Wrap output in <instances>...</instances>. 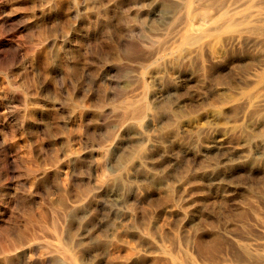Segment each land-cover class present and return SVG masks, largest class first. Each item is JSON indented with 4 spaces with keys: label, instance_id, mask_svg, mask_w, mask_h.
Returning a JSON list of instances; mask_svg holds the SVG:
<instances>
[{
    "label": "rangeland",
    "instance_id": "obj_1",
    "mask_svg": "<svg viewBox=\"0 0 264 264\" xmlns=\"http://www.w3.org/2000/svg\"><path fill=\"white\" fill-rule=\"evenodd\" d=\"M1 1L2 0H0V2ZM155 1L156 0H70L69 2V0H39V2H35V0H27V4L23 6L18 3L19 0H14V2L13 0H3V3H0V43L2 44H0V250H3L10 240L13 241L20 237H26L28 235L26 232L30 230V227L34 226L33 230H36V235L38 233L37 236H39H36L33 241L29 239L23 240L22 247L13 250V253H2L0 251V264H81V261L71 254V251L64 252L60 250L61 247L57 234L53 233V228L50 226L52 218L60 215H62V219L65 221L67 220L65 222L66 224L62 226L63 236L66 235L65 237H67V239L70 238L69 241L72 240L73 247L78 243L79 246H75L74 249L76 251H81H78V253L83 256V260L85 259L86 261L89 258L87 262L91 264L94 260V256L109 249L108 247L111 245L110 242L112 239L110 233L112 230H121L119 229L120 221L118 215L120 214L119 211H122V209L119 210L118 207H115L109 195L113 187L112 185L114 184L112 177H114L113 174L116 167H113L115 164V162H112L113 159L111 160L109 157H106L104 155L106 152L103 151L110 148L112 145L109 144H112V142L113 144L114 142L119 143L120 152H125L123 154L124 156L121 153L123 158H126V156L130 154L136 155L137 157H139V155H137L139 153H141L140 156L142 152L145 154L142 155L145 159L139 157L141 159L139 161V158H137L138 174L136 176L138 177H136V181L138 182V186H135L137 183L130 186L133 188L134 192L136 191L134 193L137 198L135 206L136 225L141 236L143 235L144 237L138 246L141 251L148 248L147 244L155 241L163 244L164 239H167L166 241L164 240L165 242H168V240L170 241L164 243V245L169 248L170 246L171 248L182 247L184 238L190 237L194 230L199 234L203 233L202 235L207 238L216 234L220 236L223 234L224 237L229 236L226 238H232L228 240L234 241L233 243H235V245L238 246L241 244L240 246L242 247L250 248L248 252L251 254H256V252H258L257 254H264V224H262L260 219H255L257 218V213L255 212V210H258L257 206H260L261 208L259 207V209L264 212V197L261 196V187H259L262 186V178L253 176L255 178L253 179L252 175L248 173V160H232L233 163L229 161V163L227 162L224 164L225 168L223 163L221 164L219 162V157L194 161L192 156H187V158L189 157L191 159L190 160L185 158L186 156L181 155L179 158L181 166L173 167L167 164L164 165V160L169 158L171 153L173 154L177 149V153L180 152V150L186 149L190 141V136L188 134H184V136L183 134L170 135L169 129H171V127L169 126V122H171V119L173 121L176 117L179 118L181 115H185V113L188 114L192 109L197 111L198 107L201 108V106L205 105V103L204 105L201 103V105L200 101H204L209 93L214 91H226L228 89L227 92L229 91L228 93L230 95L235 93L236 96H239L241 91L240 88L229 86L227 82L232 81L235 77L234 81L236 79L239 80L240 74V77H242L246 73L248 64L245 62V66V63L237 60V58H231V56L230 58L226 57L223 61L214 65L215 67H212V70L210 69L211 71L203 68L202 63L196 60L193 61V64L192 62L187 63V61H185V63L184 61H179L178 66L177 63L174 65L166 63L167 59L173 56V54L176 55L177 46L186 30V24L195 23V25H192L197 27L198 24L200 25L201 22H204V20L200 19L204 17L206 20L208 17V15L203 12L205 11L204 8L207 7L210 14L212 13L211 8L213 7L210 6V10L208 8L209 6H207L208 1L206 0H192V2L195 1L193 4L196 6L194 7L192 4L191 8L186 6V2L183 3L186 0H182L183 2L180 0L177 2L176 0H167V2L166 0ZM244 2L247 3L245 4ZM181 3H183L184 6ZM241 3L242 5H240L237 10L239 12L248 11V0H240V4ZM193 7L199 12H196ZM36 10H46L44 11L46 13L45 15L55 19V23L45 22L46 20L43 18L39 20L34 18V11ZM57 13L58 15H56ZM191 13H193L194 17H192ZM51 14H54L53 17ZM189 14H191L190 17L192 19H190ZM195 20H199V23ZM25 26L34 27L32 28L33 30H27ZM18 31H22L25 37L21 40L20 53L18 52L15 54L13 51L11 53V51L7 50L5 44L9 40L16 39L19 41L20 34ZM37 31L39 32V38L37 37ZM44 31H46V33L48 31H50L51 34L53 33L52 37H50V39L48 38L47 41ZM42 32H44V34ZM54 35L57 36H55V43L51 41L55 38ZM43 36L45 40L42 39ZM38 39H41V41ZM47 43H54L56 47L54 48V45H49ZM171 51L172 53H170ZM148 57L150 59H148ZM39 59H42L43 62ZM159 63L163 65L160 66ZM181 63H183L184 66L180 65ZM197 63H199V65ZM218 71L220 73H218ZM202 72L204 74H202ZM40 74L41 76L39 77ZM214 74L216 76H214ZM202 75L205 77H202ZM203 80H205V82H203ZM25 84L29 90L24 88ZM234 88L236 89L233 90ZM66 89H70V91ZM228 93L225 92L226 95H229ZM67 96H70L69 99H67ZM175 98H177V100H175ZM66 100L73 103L67 102V104ZM147 100L150 102H147ZM192 100L194 103H190ZM54 101L56 102L53 103ZM37 103L40 106H38ZM147 103L151 104L152 111L149 107L141 117H134L135 114L131 115V113H133L132 111L140 107L142 108ZM178 103L184 106L181 108ZM138 104L140 107L136 106ZM167 110L171 115H174L173 118L167 113ZM175 110L178 113L176 112L173 114ZM42 112H44V114ZM48 114H50V116ZM59 114L64 116L62 117ZM124 114L127 116H123ZM156 115L159 116L157 117ZM222 116L224 115H221L220 118H222ZM227 116L228 115H225L222 119L219 118V122L225 124L235 120V117L233 120L231 118L233 116H230V118ZM153 117L156 120L153 119ZM166 118L167 120H165ZM128 124L129 126H127ZM45 125L48 126V129L47 127L45 128ZM151 125H153V127ZM168 127L170 128L168 129ZM161 129H165V131ZM153 131L155 133L158 131V133H156L157 135H155L158 137L155 138V136H153L155 134ZM161 134L162 136H160ZM131 135H133V137ZM5 137L7 138L4 139ZM158 138L160 141H158ZM169 138H171V141ZM1 140H5L8 146L2 147ZM102 140L103 142L101 144ZM69 143L71 145H68ZM153 143H158L159 147L151 148ZM143 144H145V146ZM104 145L107 147H103ZM41 147L44 149L41 150ZM121 147H123V149ZM68 148H72L75 151L69 155V157L65 155L69 151ZM121 149L123 151H121ZM51 155L53 156L51 157ZM57 156L58 160L64 161H59L60 164L70 165L68 168L69 170L65 168L58 173L54 171V166L49 162L50 159ZM213 159H216V161ZM211 160H213V162ZM143 162H146V164L150 166L146 167V164ZM193 162H196V164ZM215 163H219L217 165L218 167H214V165H216ZM161 164L164 165V168ZM179 169L181 170L178 171ZM149 170L151 172H149ZM183 171L186 174H184ZM170 172L171 174L174 173V176L170 175ZM191 172L193 174H191ZM249 175L251 176L249 177ZM143 176L144 178H142ZM226 177L229 180H227ZM167 180L169 183L166 182ZM255 181H257L258 184H256ZM180 183H182V186L184 185L182 187V192H180L181 189H179ZM138 187H140L142 192H145L141 193ZM166 188L169 189V193ZM170 188H172V190ZM168 194L170 195L167 196ZM156 195L158 197H156ZM79 196H81L82 199H79ZM163 197L164 199H162ZM178 197H182L181 200ZM184 198L186 200H184ZM219 198L223 199V202L220 201ZM163 202L165 203L163 204ZM64 203L70 205L66 204L65 206ZM214 203L216 206H214ZM218 204L222 206V208H219ZM184 206H186V208ZM53 211H58V214ZM116 211L118 215L115 216ZM240 213L246 216V219L244 217L242 219ZM137 214L140 216H137ZM195 216L196 218L198 217L194 222L195 224L193 223L194 225L184 228V225L188 224L191 218ZM141 217H145L144 220H141ZM41 219L45 221L42 222ZM248 219L250 221H248ZM209 220L211 221L209 222ZM212 222H214V224ZM248 223L252 224L250 225ZM209 224L211 228L208 226ZM196 225L199 227L201 226V228L197 227L199 229L196 230ZM42 226H46L43 227L46 230L43 229ZM216 228L220 230L218 231ZM245 228L247 231H245ZM185 229L189 230L190 234L189 231H185ZM249 232L252 234L250 235ZM182 233L183 235H179ZM231 233H233L234 236H231ZM184 234L186 235L185 237ZM70 235L72 237H70ZM238 235L242 236V238L237 239L240 237ZM73 236L75 238H73ZM173 236L175 240H173ZM124 237L125 236L122 235L121 241L123 239L126 241L125 238L128 239L127 236ZM159 240H161V242ZM243 241L247 242L248 246ZM171 243L176 244L173 247ZM56 245L59 247L57 248ZM77 247L78 249H76ZM256 248L258 249L256 250ZM56 249L57 251H53ZM64 255H68L69 257L66 256L65 258ZM5 257H8V259L6 258L5 260ZM69 258H71V260Z\"/></svg>",
    "mask_w": 264,
    "mask_h": 264
},
{
    "label": "bare ground",
    "instance_id": "obj_2",
    "mask_svg": "<svg viewBox=\"0 0 264 264\" xmlns=\"http://www.w3.org/2000/svg\"><path fill=\"white\" fill-rule=\"evenodd\" d=\"M3 1V0H2ZM1 1V2H2ZM16 1V0H15ZM51 1V0H50ZM72 1V0H71ZM157 1V0H156ZM155 1V2H156ZM169 1V0H168ZM175 1V0H174ZM178 0H176L177 2ZM182 1V0H180ZM207 2V6H209L208 8L210 9V6L213 7L212 9V13L209 14L207 7L204 8L205 11L204 14H207L208 17L205 20L204 17L203 19L200 20H204V22L200 23V25L198 24L197 27H194L192 24L195 25V23H187L186 27H185V32L183 34V36L180 39V42L178 44V48L176 50V55L173 54V56H171L169 59H167L166 63H169V65H174L177 63V66L179 65L178 62L179 61H187L188 62H192L196 60L197 62L200 61L203 65V68L205 69H211L212 67H215L214 65H216L217 63L223 61L226 57L231 56V58H237V60H240L243 63H247L248 64V69L246 71V73L242 76L240 74L239 76V80H235L236 78H233L232 81L227 82V84L229 86H234V87H239L240 88V95L236 96V94L231 93L233 95H230L227 90L225 91H214L212 93H209V95L206 97V99H204V101H200V104L205 103L204 106H201V108H199L197 111L196 110H191V112L188 114L185 113V115H181V117L179 118H174L173 121L171 119V122H169V126L171 127V129H169L170 127H168V129L170 130L169 132L171 133L170 135H179V134H188L189 137V145L186 147V149L180 150V152L177 153L174 152L173 154L171 153V156L169 158H167L166 160H164L165 164L164 165H171V166H176L179 167L181 166V162L179 161V158L181 157V155L186 156L185 158H187V156H192L194 161H199L201 159H212V158H217L219 157V162L223 165L226 164L227 162L229 163V161H234V160H248V173L252 175V178L255 179V176H259L260 178H262V186L260 193L261 196L264 197V0H248V11H244V12H239L237 9L240 7V5H242V3L240 4V0H206ZM0 2V3H1ZM8 2V1H6ZM14 2V0H13ZM29 2V1H28ZM35 2H39V0H35ZM70 2V0H69ZM167 2V0H166ZM183 2V1H182ZM186 2V6L191 8V5L193 4L192 0H186L183 3ZM198 2V1H197ZM200 2V1H199ZM205 2V1H204ZM3 3V2H2ZM17 3V2H16ZM20 4H22V6L25 4H27V0H19ZM53 3V2H52ZM65 3V2H64ZM162 3V2H161ZM172 3V2H170ZM181 3L183 6L184 4ZM203 3V2H202ZM245 3V2H244ZM247 3V2H246ZM245 3V4H246ZM6 4V3H5ZM12 4V3H11ZM50 4V3H49ZM66 4V3H65ZM198 4V3H196ZM204 4V3H203ZM206 4V2H205ZM2 5V4H1ZM69 5V4H68ZM72 5V4H71ZM154 5V4H153ZM199 5V4H198ZM64 6V5H63ZM62 6V7H63ZM193 6L195 7L196 5L193 4ZM51 7V5H50ZM49 7V8H50ZM193 7V8H194ZM200 7V6H199ZM66 8V7H65ZM197 8V7H196ZM73 9V8H72ZM203 9V10H204ZM207 9V11H206ZM210 9V10H211ZM193 10V9H192ZM195 10V8H194ZM194 10L192 11L194 13ZM198 10V9H197ZM43 11V10H42ZM40 10H36L34 11V18H36L37 20L39 19H45V22H49V23H55V19L49 18L47 17L45 14L44 10L43 12ZM54 11V10H53ZM196 11V10H195ZM69 12V11H68ZM185 12V11H184ZM199 12V11H196ZM208 12V13H206ZM53 13V12H52ZM192 14V17L193 16ZM49 14V13H48ZM70 14V13H69ZM175 14V13H174ZM172 14V15H174ZM191 14H189V17L191 16ZM196 14V13H195ZM198 14V13H197ZM202 14V13H201ZM200 14V15H201ZM52 15V14H51ZM50 15V16H51ZM54 15V14H53ZM52 15V17H53ZM58 15V13L56 14ZM67 15V14H66ZM71 15V14H70ZM185 15V14H184ZM183 15V16H184ZM49 16V15H48ZM69 16V15H67ZM197 16V15H196ZM206 16V15H205ZM170 17V16H169ZM185 17V16H184ZM183 17V18H184ZM55 18V16H54ZM173 18V16H172ZM200 18V16H199ZM59 19V18H58ZM190 19H192L190 17ZM198 19V18H197ZM36 20V22H37ZM6 21V20H5ZM58 21V20H57ZM64 21V20H63ZM197 21V20H195ZM199 21V20H198ZM197 21V22H198ZM8 22V21H7ZM34 22V21H33ZM196 22V24H197ZM199 23V22H198ZM41 24V23H40ZM177 24V22H176ZM39 25V24H38ZM45 25V24H44ZM50 25V24H49ZM16 26V25H15ZM24 26V25H23ZM48 26V23H47ZM58 26V25H57ZM178 26V25H177ZM34 27V26H33ZM33 27H27L25 26V29L27 28V30L31 29ZM40 27V26H39ZM38 27V29H39ZM43 27V26H42ZM46 27V26H45ZM59 27V26H58ZM57 27V28H58ZM184 27V26H183ZM51 28V27H50ZM61 28V27H60ZM67 28V27H66ZM23 29V28H22ZM23 29V30H25ZM47 29V27H46ZM65 29V28H64ZM64 29H62L63 31H65ZM60 30V29H59ZM61 30V31H62ZM54 31V29H53ZM52 31V32H53ZM19 32V41L15 40H9L8 42H6V48L7 50L13 51V53H18L20 51L21 48V40H23V32L22 31H18ZM38 32V31H37ZM45 32V39L47 41V39L50 37H52L53 33L51 34L50 31H48L46 33ZM44 32H42L44 34ZM58 32V30H57ZM66 32V31H65ZM69 32V31H68ZM25 33V32H24ZM55 33V32H54ZM60 33V31H59ZM178 33V32H177ZM56 34V33H55ZM61 34V33H60ZM42 35V34H41ZM65 35V34H64ZM67 35V34H66ZM39 36V32L37 33V37ZM56 35H54L55 37ZM36 37V38H37ZM57 37V36H56ZM56 37L54 39H52L51 41H53L54 43L56 42ZM62 37V36H61ZM179 37V36H178ZM35 38V39H36ZM39 38V37H38ZM42 38V37H41ZM63 38V37H62ZM172 38V37H171ZM13 39V38H12ZM18 39V38H17ZM44 39V36L43 38ZM44 39V40H45ZM58 39V38H57ZM68 39V38H67ZM70 39V38H69ZM169 39V38H168ZM39 40V39H38ZM178 40V39H177ZM35 41V40H34ZM41 41V39L39 40ZM50 41V42H51ZM58 41V40H57ZM44 42V41H43ZM42 42V43H43ZM49 42V40H48ZM35 43V42H34ZM33 43V44H34ZM54 43H50L51 45H54ZM66 43V42H65ZM1 44V43H0ZM36 44V43H35ZM34 44V45H35ZM49 44V43H47ZM49 44V45H50ZM64 44V42H63ZM2 45V44H1ZM46 45V44H44ZM48 45V46H49ZM57 45V43H56ZM37 46V45H36ZM42 46V45H41ZM47 46V47H48ZM4 47V46H2ZM34 47V46H33ZM46 47V48H47ZM53 47V46H52ZM56 46L54 45V48ZM162 47V46H161ZM173 47V46H172ZM38 48V47H37ZM42 48V47H40ZM51 48V47H50ZM2 49V48H1ZM4 49V48H3ZM39 49V48H38ZM52 49V48H51ZM172 49V48H171ZM46 50V49H43ZM173 50V49H172ZM38 51V50H37ZM8 52V51H6ZM45 52V51H44ZM42 52V53H44ZM48 52V51H46ZM174 52V51H173ZM1 53V52H0ZM20 53V52H19ZM158 53V52H157ZM166 53V52H165ZM172 53V51L170 52ZM35 54V53H34ZM47 54V53H46ZM4 55V54H3ZM44 55V54H43ZM147 56V55H146ZM151 56V55H150ZM149 56V57H150ZM154 56V55H153ZM170 56V55H168ZM148 57V59H150ZM156 57V56H155ZM159 57V56H158ZM162 57V56H161ZM160 57V58H161ZM166 57V56H165ZM40 58V57H39ZM45 58V57H43ZM42 60V59H39ZM164 60V59H162ZM232 60V59H231ZM156 61V60H155ZM160 61V60H159ZM157 61V62H159ZM43 62V60H42ZM163 62V61H162ZM35 63V61H34ZM66 63V62H65ZM186 63V62H185ZM184 63V64H185ZM200 63V64H201ZM236 63V62H235ZM245 63V66H246ZM36 64V63H35ZM42 64V63H41ZM44 64V63H43ZM153 64V63H152ZM160 64V63H159ZM191 64V63H190ZM199 65V63H197ZM156 66H158L157 64H155ZM163 64H160V66ZM166 65V64H165ZM180 65H183V63H181ZM188 65V64H187ZM195 65V64H194ZM223 65V64H222ZM155 66V67H156ZM168 66V64H167ZM184 66V65H183ZM189 66V65H188ZM187 66V67H188ZM191 66V65H190ZM230 66V65H229ZM154 67V68H155ZM163 67V66H162ZM169 67V66H168ZM193 67V66H192ZM195 67V66H194ZM197 67V66H196ZM201 67V66H200ZM199 67V69H200ZM35 68V67H34ZM153 68V69H154ZM161 68V67H160ZM167 68V67H166ZM190 68V67H189ZM202 68V67H201ZM202 68V69H203ZM159 69V68H158ZM39 70V69H38ZM165 70V69H164ZM176 70V69H175ZM181 70V68H180ZM201 70V69H200ZM212 70V69H211ZM210 70V71H211ZM162 71V70H161ZM166 71V70H165ZM174 71V70H173ZM182 71V70H181ZM209 71V73H210ZM227 71V70H226ZM170 72V71H169ZM175 72V71H174ZM177 72V70H176ZM179 72V71H178ZM204 72V71H203ZM202 72V74H204ZM41 73V72H39ZM43 73V72H42ZM157 73V72H156ZM161 73V72H160ZM218 73H220L218 71ZM67 74V72H66ZM206 74V73H205ZM222 74V72H221ZM243 74V72H242ZM38 76V75H37ZM41 76V74L39 75V77ZM214 76H216L214 74ZM229 76V75H228ZM227 76V77H228ZM235 76V74H234ZM233 76V77H234ZM237 76V74H236ZM158 77V76H157ZM156 77V78H157ZM202 77H205L202 75ZM220 77V76H219ZM217 77V78H219ZM226 77V78H227ZM45 78V77H43ZM161 78V77H160ZM189 78V76H188ZM216 78V77H215ZM229 78V77H228ZM191 79V77H190ZM40 80V78H39ZM197 80V79H196ZM220 80V79H219ZM223 80V79H222ZM226 80V79H225ZM42 82V81H41ZM186 82V81H185ZM191 82V81H190ZM196 82V81H194ZM203 82H205V80H203ZM184 83V82H183ZM222 83V82H221ZM225 83V82H224ZM223 83V84H224ZM41 84V83H40ZM187 84V83H186ZM190 84V83H189ZM204 84V83H203ZM215 85V84H214ZM226 85V84H225ZM27 89L26 84L24 85ZM208 86V85H207ZM206 86V87H207ZM223 86V85H222ZM50 87V86H49ZM215 87V86H214ZM220 87V86H219ZM218 87V88H219ZM224 87V86H223ZM29 88V87H28ZM67 88V87H66ZM211 88V87H208ZM217 88V87H216ZM231 88V87H230ZM236 88H234L233 90H235ZM29 90V89H27ZM67 91L70 89H66ZM204 90V89H203ZM210 90V89H207ZM220 90V89H219ZM238 90V89H237ZM202 91V89H201ZM200 91V92H201ZM211 91V90H210ZM28 92V91H27ZM203 92V91H202ZM228 93L229 95L225 94ZM233 92V91H232ZM237 92V91H236ZM67 93V92H66ZM71 93V92H70ZM177 93V92H176ZM73 94V93H71ZM204 94V93H202ZM68 95V93H67ZM157 95V94H156ZM193 95V94H192ZM235 95V96H234ZM164 96V95H163ZM206 96V94H205ZM70 97V96H69ZM69 97L67 96V99H69ZM157 97V96H156ZM178 97V96H175ZM196 97V96H195ZM155 98V97H154ZM161 98V97H160ZM159 98V99H160ZM199 98V97H198ZM180 99V98H179ZM193 99V96H192ZM157 100V99H154ZM175 100H177V98H175ZM53 101V100H52ZM57 101V100H56ZM56 101H54L53 103H55ZM74 101V100H73ZM149 100H147L148 102ZM174 101V100H173ZM198 101V102H199ZM68 102V100H66V103ZM150 102V101H149ZM154 102V101H153ZM152 102V103H153ZM175 102V101H174ZM177 102V101H176ZM194 103V101H190V103ZM48 103V102H46ZM68 103H73V102H68ZM67 103V104H68ZM189 103V104H190ZM44 104V103H43ZM50 104V103H49ZM58 104V103H57ZM56 104V105H57ZM141 104V103H140ZM150 104V103H149ZM149 104H145L142 108L140 107V105H136L139 106V109H136L134 111H132L133 113H131V115L135 114L134 117H141L145 111H147L150 107L151 110V104L149 106ZM179 105L181 103H178ZM177 104V105H178ZM185 104V103H184ZM38 105V103H37ZM129 105V103H128ZM127 105V106H128ZM132 105V104H131ZM155 105V103H154ZM153 105V106H154ZM192 105V104H191ZM195 105V104H194ZM199 105V104H198ZM202 105V104H201ZM40 106V105H38ZM135 106V107H136ZM156 106V105H155ZM175 106V104H174ZM181 106V105H180ZM184 106V105H182ZM181 106V108H182ZM47 107V106H46ZM44 107V108H46ZM58 107V106H57ZM126 107V106H124ZM133 107V108H135ZM178 107V106H176ZM190 107V106H189ZM193 107V105H192ZM131 108V109H133ZM154 108V107H153ZM159 108V107H158ZM175 108V107H174ZM173 108V109H174ZM180 108V107H179ZM178 108V109H179ZM185 108V107H184ZM183 108V110H184ZM51 109V108H50ZM126 109V108H125ZM157 109V108H155ZM160 109V108H159ZM177 109V110H178ZM195 109V108H194ZM43 110V109H42ZM158 110V109H157ZM156 110V111H157ZM190 110V108H189ZM61 111V110H60ZM152 111V110H151ZM162 111V110H161ZM174 111V110H173ZM179 111V110H178ZM182 111V110H181ZM180 111V113H181ZM41 112V111H39ZM131 112V110H130ZM165 112V111H162ZM177 111L175 110V112L173 114H175ZM183 112V111H182ZM186 112V111H184ZM44 114V112H42ZM129 113V112H128ZM154 113V111H153ZM157 113V112H155ZM167 113L170 114L167 110ZM178 113V112H177ZM65 114V112H64ZM127 114V113H126ZM151 114V112H150ZM50 116V114H48ZM60 115V114H59ZM128 115V114H127ZM127 115H123V116H127ZM149 115V114H148ZM153 115V114H152ZM167 115V114H166ZM164 115V116H166ZM171 115V114H170ZM180 115V114H178ZM221 115H228L227 117L230 118V116L234 121L233 122H227L225 124H222L219 122V118ZM60 116H64V115H60ZM129 116V115H128ZM147 116V114H146ZM151 116V115H149ZM155 116V115H153ZM157 116V115H156ZM159 116V115H158ZM157 116V117H158ZM163 116V115H162ZM172 118L174 115H171ZM177 116V114H176ZM222 116V118L224 117ZM52 117V116H51ZM156 117V118H157ZM170 117V116H169ZM226 117V118H227ZM40 118V116H39ZM65 118V117H64ZM127 118V117H125ZM133 118V117H132ZM163 118V117H160ZM220 118V119H222ZM137 119V118H136ZM153 119H155L153 117ZM164 119V118H163ZM67 120V119H66ZM126 120V119H125ZM143 120V119H141ZM156 120V119H155ZM154 120V121H155ZM161 120V119H160ZM167 120V118L165 119ZM229 120V119H227ZM45 121V120H44ZM136 121V120H135ZM153 121V122H154ZM158 121V120H157ZM156 121V122H157ZM164 121V120H162ZM170 121V120H169ZM232 121V120H231ZM42 122V121H41ZM141 122V121H140ZM150 122V121H149ZM222 122V121H221ZM225 122V121H224ZM139 123V122H138ZM142 123V122H141ZM140 123V124H141ZM145 123V122H144ZM151 123V122H150ZM158 123V122H157ZM161 123V122H160ZM167 123V122H164ZM38 124V123H37ZM154 124V123H153ZM132 125V124H131ZM136 125V124H135ZM150 125V124H149ZM69 126V125H68ZM129 126V124L127 125ZM153 127V125H151ZM40 127V126H39ZM48 126L45 125V128ZM65 127V126H64ZM67 127V126H66ZM73 127V126H72ZM132 127V126H131ZM130 127V128H131ZM137 127V126H136ZM139 127V126H138ZM143 127V126H142ZM158 127V125H157ZM70 128V127H69ZM124 128V127H123ZM134 128V127H133ZM144 128V127H143ZM149 128V127H148ZM155 128V127H154ZM161 128V127H160ZM42 129V128H41ZM136 130H138L137 128H135ZM134 129V130H135ZM140 129V128H139ZM150 129V128H149ZM153 129V128H152ZM142 130V129H141ZM147 130V129H145ZM163 130V129H161ZM49 131V130H48ZM139 131V130H138ZM148 131V130H147ZM156 131V130H154ZM153 131V132H154ZM165 131V129L163 130ZM53 132V131H52ZM144 132V131H143ZM167 132V129H166ZM46 133V132H44ZM145 133V132H144ZM142 133V134H144ZM151 133V132H150ZM155 133V132H154ZM158 133V131L156 132ZM154 134L153 136L157 135ZM133 134V133H132ZM137 134V133H135ZM141 134V137H142ZM160 134V133H159ZM166 134V133H164ZM45 135V134H44ZM152 135V134H151ZM47 136V135H46ZM133 137V135H131ZM136 136V135H135ZM162 136V134L160 135ZM159 136V137H160ZM4 137V136H3ZM48 137V136H47ZM67 137V136H66ZM138 137V136H137ZM143 137H147V136H143ZM158 136H155V138ZM166 137V136H165ZM186 137V135H185ZM7 137H5L4 139H6ZM175 138V137H174ZM181 138V137H180ZM179 138V139H180ZM1 139V137H0ZM70 139V138H69ZM159 139V138H158ZM157 139V140H158ZM173 139V138H172ZM187 139V138H185ZM109 140V139H108ZM117 140V139H116ZM115 140V141H116ZM149 140V139H146ZM169 140L171 141V138H169ZM168 140V141H169ZM69 141V140H68ZM107 141V139H106ZM105 141V142H106ZM110 141V140H109ZM138 141V140H137ZM140 141V140H139ZM142 141V139H141ZM154 141V140H153ZM160 141V139L158 140ZM103 140L101 141L102 144ZM117 142V141H116ZM143 142V141H142ZM155 142V141H154ZM164 142V141H163ZM79 143V142H78ZM8 143L5 140H1V145L2 147H7ZM147 144V143H146ZM162 144V143H160ZM68 145H71L70 143ZM106 145V144H105ZM103 146V147H107V146ZM112 145L110 146V148H107L106 151L104 150L103 152H106L104 155L106 157H109L112 162H115V164L113 165V167H116L115 172L113 174L114 177L113 178V187L110 190V198L112 199L113 203L115 204V207H118L119 210L122 209V211H119L118 208L117 210L120 212V214H117V211L115 212V216L118 215L119 218V229L118 231H114L112 230V232L110 233V235H112V239H111V245L108 247L109 249L106 250H102L103 252L96 256H92L94 258V260L91 262V264H264V254H257L258 252H256V254H251L250 252H248V248L242 247L240 245H235V243L232 242V240H228V239H232V238H226L229 236L224 237V235L222 233L221 236L216 234L213 235L210 238L205 237L202 234H199L198 232H194L192 231V235H190V237H186L184 238L186 235L184 234V244L182 245V247H175V248H170L166 245H164V243H168L170 242L168 240V242H165L167 239L163 240V244L159 243L157 241L153 242V243H149L148 248L145 249L144 251H141L138 246L140 245L139 243H141L140 241H142L144 239L143 235L141 236V233L139 232V229L137 228L136 222V195L134 194V190L132 186L134 183H137L138 186V182L136 181V176L138 173L137 170V166H138V161L137 158L142 157L143 154L140 156L141 153L137 154L139 155V157H137L136 155L130 154L128 156H126V158H123V154L120 152L119 148L120 145L119 143H115L113 144H109ZM145 146V144H143ZM13 146V145H12ZM140 146V145H138ZM149 146V144H148ZM152 146V147H151ZM150 147L154 148V147H159L158 143H153ZM1 147V146H0ZM55 147V146H54ZM102 147V148H103ZM165 147V146H164ZM11 148V147H10ZM101 148V147H100ZM123 149V147H121ZM140 148V147H139ZM150 148V149H151ZM8 149V148H6ZM44 148L41 147V150H43ZM71 149V150H70ZM104 149V148H103ZM102 149V150H103ZM121 149V151H123ZM133 149V147H132ZM138 149V148H137ZM136 149V150H137ZM148 149V148H147ZM68 152L65 154L69 157V155H71L72 153H74V149L72 148H68ZM96 150V149H95ZM94 150V151H95ZM101 150V149H100ZM149 150V149H148ZM38 151V150H37ZM82 151V150H81ZM79 151V152H81ZM125 151V150H124ZM134 151V150H133ZM151 151V150H150ZM78 152V151H77ZM132 152V151H131ZM136 152V151H135ZM134 152V153H135ZM145 152V151H144ZM65 153V152H64ZM91 153V151H90ZM89 153V155H90ZM95 153V152H94ZM121 153L123 156H121ZM127 153V152H126ZM133 153V152H132ZM146 153V152H145ZM26 154V152H25ZM77 154V153H75ZM92 154V153H91ZM4 155V154H3ZM8 155V154H7ZM81 155V153H80ZM102 155V154H101ZM126 155V154H125ZM26 156V155H25ZM53 155H51L52 157ZM59 156V154H58ZM58 156L57 157H53L52 159H50V164L52 166H54V171L55 172H61L62 170H64L65 168H69L70 165L69 164H60L58 160ZM92 156V155H91ZM99 156V155H98ZM97 156V157H98ZM147 156V155H146ZM7 157V156H6ZM64 157V156H63ZM94 157V155H93ZM154 157V156H153ZM161 157V156H160ZM5 158V157H4ZM92 158V157H91ZM95 158V157H94ZM100 158V157H99ZM123 158V159H121ZM156 158V157H155ZM154 158V159H155ZM82 159V158H81ZM145 159V157L143 158ZM148 159V157H147ZM146 159V160H147ZM150 159V158H149ZM161 159V158H160ZM187 159H190L189 157ZM186 159V160H187ZM65 160V158H64ZM75 160V159H74ZM85 160V159H84ZM139 161L141 160L140 158L138 159ZM158 160V159H156ZM162 160V159H161ZM191 160V159H190ZM214 160V159H213ZM213 160H211L213 162ZM63 161V160H62ZM61 161V162H62ZM70 161V159H69ZM73 161V160H72ZM80 161V160H79ZM105 161V160H104ZM103 161V162H104ZM110 161V160H109ZM144 161V160H142ZM148 161V160H147ZM216 161V159L214 160ZM232 161V163H233ZM6 162V161H5ZM64 162V161H63ZM111 162V163H112ZM150 162V161H148ZM152 162V161H151ZM156 162V161H154ZM185 162V161H183ZM192 162V161H190ZM3 163V161H2ZM59 163V164H58ZM108 163V160H107ZM144 163V162H143ZM153 163V162H152ZM194 164H196V162H193ZM109 164V163H108ZM107 164V165H108ZM146 164V162L144 163ZM151 164V163H150ZM216 164V163H215ZM219 163H217L215 166H217ZM116 165V166H115ZM142 165V164H140ZM154 165V164H153ZM163 165V164H161ZM164 165L162 166L164 168ZM36 166V165H35ZM39 166V165H38ZM110 166V165H108ZM107 166V167H108ZM143 166V165H142ZM150 165L146 164V167H148ZM185 166V165H184ZM191 166V165H190ZM211 166V165H210ZM213 166V165H212ZM51 167V166H50ZM140 167V166H139ZM145 167V166H144ZM143 167V168H144ZM152 167V166H151ZM156 167V166H155ZM166 167V166H165ZM218 167V166H217ZM225 167V165H224ZM235 167V166H234ZM237 167V166H236ZM243 167V166H242ZM241 167V170H242ZM247 167V166H246ZM106 168V167H105ZM142 168V167H141ZM158 168V167H156ZM181 168V167H180ZM213 168V167H211ZM226 168V167H225ZM47 169V168H45ZM49 169V168H48ZM146 169V168H145ZM149 169V168H148ZM152 169V168H151ZM154 169V168H153ZM167 169V168H166ZM184 169V168H183ZM182 169V170H183ZM208 169V168H207ZM232 169V167H231ZM1 170V169H0ZM69 170V169H68ZM142 170V169H141ZM177 170V169H176ZM181 169H179L178 171H180ZM185 170V169H184ZM213 170V169H212ZM239 170V169H238ZM48 171V170H47ZM106 171V169H105ZM189 171V168H188ZM191 171V170H190ZM10 172V171H9ZM45 172V171H44ZM67 172V171H66ZM110 172V171H107ZM142 172V171H141ZM145 172V171H144ZM143 172V173H144ZM147 172V171H146ZM149 172H151L149 170ZM165 172V171H164ZM174 172V171H173ZM194 172V171H193ZM233 172V171H232ZM235 172V171H234ZM3 173V172H1ZM47 173V172H46ZM142 173V175H143ZM169 173V172H168ZM184 173V171H183ZM186 174V173H184ZM191 174H193L191 172ZM190 174V175H191ZM4 175V174H2ZM66 175V174H64ZM68 175V174H67ZM110 175V174H109ZM145 175V174H144ZM170 175L174 176V173ZM179 175V173H178ZM229 175V174H228ZM249 175V177L251 176ZM69 176V175H68ZM211 176V175H210ZM234 176V174H233ZM254 176V177H253ZM1 177V176H0ZM74 177V176H73ZM141 177V176H140ZM139 177V179H140ZM183 177V176H182ZM223 177V176H221ZM248 177V178H249ZM258 177V178H259ZM144 178V176L142 177ZM168 178V177H167ZM181 178V176H180ZM179 178V179H180ZM188 178V176H187ZM224 178V177H223ZM227 178V177H226ZM111 179V178H109ZM178 179V180H179ZM185 179V178H184ZM193 179V178H192ZM231 179V178H230ZM138 180V179H137ZM183 180V179H182ZM181 180V181H182ZM197 180V179H196ZM200 180V179H199ZM227 180H229L227 178ZM249 180V179H248ZM257 180V179H256ZM136 181V182H135ZM189 181V180H188ZM258 181V180H257ZM256 182V184H258ZM111 182V181H110ZM109 182V183H110ZM140 182V181H139ZM168 182V180L166 181ZM165 182V184H166ZM171 182V181H170ZM179 182V181H178ZM254 182V181H253ZM250 182V183H253ZM164 183V182H163ZM169 183V182H168ZM184 183V182H182ZM182 183L179 184V189H181L180 192H182ZM249 183V182H248ZM171 184V183H170ZM186 185V184H185ZM111 186V185H109ZM160 186V185H159ZM162 186V185H161ZM164 186V185H163ZM144 187V186H143ZM170 187V186H169ZM174 187V186H173ZM172 187V188H173ZM140 190V187H138ZM172 188H170L172 190ZM135 189V187H134ZM167 192H168V188ZM174 189V188H173ZM136 190V189H135ZM108 191V190H107ZM141 191V190H140ZM158 191V190H157ZM156 191V192H157ZM185 191V190H184ZM183 191V192H184ZM193 191V190H192ZM145 192V191H143ZM141 191V193H143ZM179 192V193H180ZM140 193V192H139ZM169 193V192H168ZM174 193V192H173ZM157 194V193H156ZM176 194V193H175ZM159 195V194H158ZM162 195V194H161ZM170 194H168L167 196H169ZM178 195V194H177ZM165 196V195H164ZM166 196V197H167ZM174 196V195H173ZM172 196V197H173ZM187 196V195H186ZM79 199H82L81 196H79ZM83 197V196H82ZM152 197V196H151ZM156 197H158L156 195ZM162 197V196H161ZM184 197V196H183ZM189 197V195H188ZM262 197V198H263ZM109 198V197H108ZM177 198V197H176ZM179 198V197H178ZM182 198V197H181ZM181 198H179L181 200ZM186 198V197H185ZM184 198V200H186ZM164 199V197L162 198ZM161 199V200H162ZM172 199V198H171ZM220 199V198H219ZM108 200V199H107ZM158 200V199H157ZM160 200V199H159ZM183 200V202H184ZM218 200V199H217ZM223 199H220V201H222ZM264 200V199H263ZM110 201V200H109ZM149 201V200H147ZM215 201V199H214ZM219 201V200H218ZM219 201V202H220ZM107 202V201H106ZM154 202V201H153ZM217 202V201H216ZM218 202V203H219ZM223 202V201H222ZM110 203V202H109ZM112 203V204H113ZM139 203V201H138ZM165 202H163L164 204ZM59 204V203H58ZM57 204V205H58ZM65 204V203H64ZM67 204V203H66ZM65 204V206H66ZM78 204V203H77ZM111 204V203H110ZM129 204V205H127ZM142 204V203H141ZM144 204V202H143ZM223 204V203H222ZM264 204V203H263ZM61 205V204H60ZM70 205V204H67ZM140 205V204H139ZM221 205V204H220ZM260 205V204H259ZM64 206V207H65ZM78 206V205H76ZM114 206V205H113ZM138 206V205H137ZM212 206V205H211ZM214 206L215 203H214ZM257 206V205H256ZM13 207V206H12ZM72 207V206H71ZM123 207V208H121ZM139 207V206H138ZM186 208V206H184ZM218 207L222 208V206ZM217 207V208H218ZM258 210H255V212L257 213V218L255 219H260V221L262 222V224H264V212L259 209L260 206H257ZM256 207V208H257ZM263 207V206H262ZM53 208V207H52ZM51 208V209H52ZM216 208V207H213ZM261 208V207H260ZM57 209V207H56ZM63 209V208H60ZM65 209V208H64ZM125 209V210H124ZM167 209V208H166ZM189 209V208H188ZM210 209V208H209ZM263 209V208H262ZM54 210V209H53ZM58 210V209H57ZM116 210V209H115ZM214 210V209H213ZM217 210V209H215ZM254 210V209H251ZM60 211V210H59ZM211 211V209H210ZM52 212V211H50ZM55 212V211H53ZM58 212V211H57ZM55 212V213H57ZM118 212V213H119ZM139 212V211H138ZM212 212V211H211ZM245 212V211H244ZM243 212V213H244ZM253 212V211H252ZM140 213V212H139ZM219 213V212H218ZM217 213V214H218ZM58 214V213H57ZM241 214V213H240ZM248 214V213H246ZM245 214V215H246ZM54 215V213H53ZM67 215V214H66ZM195 215V214H194ZM242 215V214H241ZM253 215V214H252ZM62 215L60 216H55L54 218H52V221L50 222V226H52L53 228V233L57 234V238L60 242V250H63L64 252H69L71 251V254L79 259L81 261V264H90L87 262V259L85 261V259L83 260V256L80 255L78 253L79 250H75L74 247L75 246H79L78 243H76L77 245H75L74 243V247H73V243L72 240L67 239V237L63 236V227L64 224H66L64 219L61 218ZM114 216V217H115ZM137 216H140L137 214ZM151 216V215H150ZM169 216V215H168ZM44 217V216H43ZM42 217V218H43ZM243 217L246 219V216L242 215V219ZM254 217V216H253ZM145 218V217H144ZM144 218L141 217V220ZM204 218V217H203ZM44 219V218H43ZM41 219V221L43 220ZM51 219V218H50ZM186 219V218H184ZM198 219V217L196 218L193 217L191 218V220L188 222V224L184 225V228H188V226L194 225L195 221ZM46 220V218H45ZM44 220V221H45ZM42 221V222H44ZM185 221V220H183ZM204 221V220H203ZM211 220H209L210 222ZM240 221V220H239ZM244 221V220H243ZM247 221V220H246ZM248 221H250L248 219ZM118 222V221H117ZM139 222V221H138ZM150 222V221H149ZM154 222V221H153ZM207 222V221H205ZM204 222V223H205ZM259 222V221H257ZM260 222V223H261ZM116 223V222H114ZM164 223V222H163ZM183 223V222H181ZM194 223V224H193ZM214 224V222H212ZM258 223V224H260ZM42 224V223H41ZM47 224V222H46ZM49 224V223H48ZM138 224V223H137ZM197 224V222H196ZM201 224V223H200ZM246 224V222H245ZM250 224V223H248ZM252 224V223H251ZM250 224V225H251ZM33 225V224H32ZM117 225V224H116ZM66 226V225H65ZM118 226V225H117ZM116 226V228H117ZM210 228V224L208 225ZM46 227V226H42ZM68 227V226H67ZM71 227V226H70ZM140 227V226H139ZM180 227V226H179ZM198 225H196V230L201 228V226L199 228ZM203 227V226H202ZM214 227V226H213ZM228 227V226H227ZM245 227V226H244ZM260 227V226H259ZM29 228V227H28ZM33 227H30V230L26 233H28V235L26 237L23 238H18L15 240H10V242L3 248V250H0L2 253H9L12 252L13 250H16L17 248L22 247V243L23 240H34L36 238V230H33ZM178 228V227H177ZM192 228V227H191ZM218 228V227H217ZM216 228V229H217ZM264 228V227H263ZM45 229V228H43ZM51 229V228H50ZM65 229V228H64ZM118 229V228H117ZM154 229V228H153ZM203 229V228H202ZM226 229V228H225ZM230 229V227H229ZM246 229V228H245ZM39 230V229H38ZM46 230V229H45ZM111 230V229H110ZM152 230V229H151ZM169 230V229H168ZM172 230V229H171ZM187 229H185L186 231ZM218 230V229H217ZM216 230V231H217ZM220 230V229H219ZM218 230V231H219ZM224 230V228H223ZM243 230V229H242ZM250 230V229H249ZM252 230V229H251ZM40 231V230H39ZM38 231V232H39ZM48 231V230H47ZM66 231V230H65ZM141 231V230H140ZM167 231V230H166ZM178 231V230H177ZM189 231V230H187ZM203 231V230H202ZM227 231V230H226ZM247 231V229L245 230ZM243 231V232H245ZM44 232V231H43ZM143 232V231H142ZM168 232V231H167ZM170 232V230H169ZM168 232V233H169ZM221 232V231H220ZM225 232V231H224ZM223 232V233H224ZM230 232V231H228ZM262 232V231H261ZM25 233V232H24ZM65 233V232H64ZM67 233V232H66ZM166 233V232H165ZM180 233V231H179ZM226 233V232H225ZM236 233V232H235ZM248 233V232H245ZM250 233V232H249ZM143 234V233H142ZM164 234V233H163ZM187 234V232H186ZM190 234V231H189ZM229 234V233H228ZM231 236H234L233 233H231ZM237 234V233H236ZM239 234V233H238ZM252 233H250L251 235ZM68 235V234H67ZM122 235H124L125 237L127 236L128 239L125 240L124 239L121 241L122 239ZM167 235V233H166ZM179 235H183L179 234ZM230 235V234H229ZM245 235V234H244ZM254 235V234H253ZM264 235V234H263ZM5 236V235H4ZM7 236V235H6ZM16 236V235H15ZM102 236V235H101ZM109 236V234H108ZM160 236V235H159ZM189 236V235H188ZM237 236V235H235ZM240 236V235H238ZM39 237V236H37ZM56 237V236H55ZM69 237V236H68ZM70 237H72L70 235ZM104 237V236H103ZM163 237V236H162ZM176 237V235H175ZM173 236V240H175V238ZM17 238V237H16ZM31 238V239H30ZM73 238H75L73 236ZM102 238V237H101ZM147 238V237H146ZM151 238V237H150ZM153 238V237H152ZM237 238V237H236ZM242 238V236L238 237L237 239ZM105 239V238H104ZM159 239V238H158ZM161 239V237H160ZM172 239V238H171ZM170 239V240H171ZM177 240V237H176ZM248 240V239H247ZM76 241V240H74ZM121 241V242H120ZM161 242V240H159ZM183 241V240H182ZM238 241V240H237ZM240 241V240H239ZM172 242V240H171ZM175 242V241H173ZM244 243H246V245L248 246V243L243 241ZM109 243V244H110ZM183 243V242H182ZM40 244V243H39ZM143 244V242H142ZM176 243H171V245L174 247ZM233 244V245H232ZM263 244V243H262ZM261 244V245H262ZM168 245V244H167ZM57 246V245H56ZM144 246V244H143ZM254 246V245H253ZM256 246V245H255ZM258 246V244H257ZM256 246V247H257ZM59 246H57L58 248ZM145 247V246H144ZM78 249V247L76 248ZM258 248H256L257 250ZM260 249V248H259ZM59 250V251H60ZM53 251H57L53 250ZM253 251V250H252ZM259 251V250H258ZM261 251V250H260ZM15 252V251H14ZM81 252V251H79ZM94 252V251H93ZM264 252V251H263ZM13 253V252H12ZM16 253V252H15ZM63 253V252H61ZM82 254V253H81ZM56 256V255H55ZM65 256V255H64ZM68 256V255H66ZM65 256V258H66ZM9 257V256H8ZM8 257H5L8 259ZM69 257V256H68ZM67 257V259H68ZM87 257V256H86ZM89 257V256H88ZM22 258V257H21ZM72 258V257H71ZM71 258H69L71 260ZM91 258V257H90ZM92 258V259H93ZM51 259V258H50ZM66 259V260H67ZM76 259V260H77ZM4 260V262H5ZM78 260V262H79ZM41 261V260H40ZM22 262V261H21ZM65 262V261H64ZM70 262V261H69ZM76 262V263H78ZM6 263V262H5Z\"/></svg>",
    "mask_w": 264,
    "mask_h": 264
}]
</instances>
